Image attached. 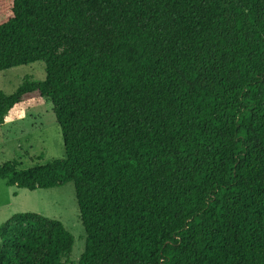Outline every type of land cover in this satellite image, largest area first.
I'll return each instance as SVG.
<instances>
[{"label":"trees","instance_id":"16d2710c","mask_svg":"<svg viewBox=\"0 0 264 264\" xmlns=\"http://www.w3.org/2000/svg\"><path fill=\"white\" fill-rule=\"evenodd\" d=\"M0 124L46 97L64 157L7 186L73 182L85 245L35 212L0 226V264H264V0H9Z\"/></svg>","mask_w":264,"mask_h":264},{"label":"rangeland","instance_id":"374dc122","mask_svg":"<svg viewBox=\"0 0 264 264\" xmlns=\"http://www.w3.org/2000/svg\"><path fill=\"white\" fill-rule=\"evenodd\" d=\"M9 0H0V21L8 14ZM29 76L45 78L42 61L0 71V90L9 95ZM64 157L61 128L51 102L33 97L15 105L0 124V164L16 160L26 169ZM35 212L63 223L72 234L74 244L69 259L77 262L84 250L85 231L79 217L73 182L49 189L28 190L7 186L0 179V226L15 213ZM1 242V237H0Z\"/></svg>","mask_w":264,"mask_h":264}]
</instances>
